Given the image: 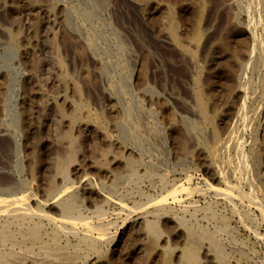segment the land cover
Masks as SVG:
<instances>
[{"label": "rangeland", "instance_id": "rangeland-1", "mask_svg": "<svg viewBox=\"0 0 264 264\" xmlns=\"http://www.w3.org/2000/svg\"><path fill=\"white\" fill-rule=\"evenodd\" d=\"M168 8H173L187 45L194 29H202L203 88L222 137L231 128L238 133L217 163L201 144V131L189 134L182 122L201 126L191 98L196 67L168 44ZM67 10L73 13L75 31L64 24ZM263 20L264 0H0V190L30 194L33 210L59 220L55 199L63 184L57 169L72 153V181L64 188H72L81 216L90 224L98 222L95 208L103 207L110 229V241L99 245V255L79 249L76 264H189L181 251L191 240L177 218L193 226L197 238L200 228L210 231L217 224L207 220L213 212L228 229L217 237L228 259L218 261L208 241L195 239L191 245L197 248V264H264V57L248 72V105L238 118L235 110L244 95L237 88L236 63L221 45L243 43L251 49L252 31L264 36ZM140 68L145 69L144 82L137 80ZM73 85L80 88L78 94ZM97 115H103L102 125L93 119ZM115 121L133 130L128 131L132 141L120 149L113 147L121 143ZM127 156L144 162L136 166L141 183L124 180ZM146 169L153 175H146ZM177 184L192 190L178 193L175 200L167 197ZM210 187H234L232 197ZM163 197L168 213L157 219L161 235L152 245L143 223L155 218L150 201ZM75 227L85 233L82 225ZM61 246L70 255L76 239L69 235Z\"/></svg>", "mask_w": 264, "mask_h": 264}, {"label": "bare ground", "instance_id": "bare-ground-1", "mask_svg": "<svg viewBox=\"0 0 264 264\" xmlns=\"http://www.w3.org/2000/svg\"><path fill=\"white\" fill-rule=\"evenodd\" d=\"M172 9L168 8V11H167V22H168V24H167V30H166L167 35L166 36H167L168 44L173 47L175 52L177 54H179L181 57H183V58L185 57V59L187 58L189 60L188 62L192 63L196 67V73H195V76L193 77L192 86H191V96H192L191 98L193 99V102H194L193 112H195L196 115H198V117L200 118V120H201V126L200 127L201 128L199 127V125L195 121H192L189 119H183L182 122L184 124L185 130L189 134H196L197 131H201V135H202L201 138L199 136L200 142L203 145L206 152L211 157H213V159L217 163L221 160V158H222L221 155L224 154V151L222 149L224 147H225V149L229 148L230 144H232L233 140L236 138V135L238 133H237V130L235 128H231L226 132L225 137H222L223 135H221L220 128H218V125L216 122L217 117L215 115V111L213 109L212 102H211L210 98L207 96V94L205 93V90L203 88L202 73H203L205 67H203V65L201 63V57H202L201 49L202 48H201L200 44H201L202 39H203V35H202V31H201L202 29L200 30V28H198V27H197V29H194L195 31L192 34L191 41H190L191 44L187 45L185 43L184 39L180 36L181 34L179 33V29H178L179 27L175 21L176 19H175L174 12H173L174 10H172ZM70 13L71 12L68 10L64 11L63 17H64L65 26H67L68 29H71V31H72L74 29L72 28L73 25H71L73 23H70L71 22ZM71 14H73V13H71ZM201 14H202V12H201ZM77 16H78V14H77ZM248 22H249V20H248ZM249 24H247V25H249ZM255 28H257V26H255ZM10 37H12V35ZM89 37H91V36H89ZM89 37L87 39H89ZM96 38L98 39L99 37H96ZM250 40H251V42L253 41V43H254L252 45L251 49L246 48L243 45V43H240L237 47H231L228 42H226V41L221 42V45L225 49L230 50L229 57L232 58L236 63V67H237L236 77H237V81H238L237 88H238V91L242 95H244V97H242V101H241L240 105L235 110L238 118L244 117V115L246 113V109H247L246 106L248 105V101H247L249 99L248 93H250L249 92V90H250L249 85L252 81L251 77H249V78L247 77L248 72L251 70L254 71V68L257 66L256 63H258L257 60L259 58L262 59L264 57V56H262V50L264 49V47H263L264 36L259 37L255 34V32L252 31V33L250 35ZM85 42L87 43V41H85ZM87 45H89V44L87 43ZM98 48H99V46H98ZM257 51H258V53H257ZM94 53H95V51H94ZM92 54H93V52H92ZM243 56H244V59L242 58ZM96 60H98V59H96ZM263 64H264V61H263ZM142 68H143V66H142ZM193 68H194V66H193ZM144 70L140 68V70L137 74V80L139 82L143 81L145 78ZM255 71H256V69H255ZM257 81H258V79H257ZM114 85H116V84H114ZM260 86H261V88L264 87V79L261 80ZM73 87H75V86L73 85ZM114 88H116V87H114ZM79 89H78V87H75L74 93L78 94L80 92ZM117 89H119V88L117 87ZM117 89H115V90H117ZM111 90L113 91L114 89H111ZM146 92H147V90H146ZM255 104H256V102H255ZM253 105H254V103H253ZM128 107L130 108L131 106H128ZM249 107L250 106H248V109H249ZM257 107H259V106H257ZM124 108L125 107H123V109ZM127 108H125V109H127ZM78 110L79 109L77 108L74 112V115L72 117L73 122H76L78 120ZM119 110H120V108H119ZM133 111H135V110H133ZM130 114H131V112H130ZM126 116H122L123 120H124V117H126ZM128 117L129 116L126 117L127 120H128ZM93 119L98 124L102 125L103 115H97V116L93 117ZM129 120H131V118ZM121 122L122 121L120 120V123ZM120 123L118 121L114 122V127H116L118 129L117 131L119 132L118 138L121 140V143H122L121 144V143L117 142L115 144V146L113 145V147H115L117 149H120L121 147H123L124 144H129L132 141L130 139L131 135L128 131H131V133H132L133 130H130L131 128L126 130V128L123 126V124H120ZM124 123H126V122H124ZM127 124H129V123L127 122ZM124 125H126V124H124ZM198 133H200V132H198ZM132 135H134V134H132ZM236 141H238V140H236ZM197 144H198V142H197ZM124 146H126V145H124ZM237 146H238V144H237ZM71 150L73 151V148ZM222 151H223V154H222ZM227 151H228V149H227ZM237 151H238V149H237ZM239 151H241V149ZM255 152H256V150H255ZM74 153H76V152H74ZM126 154H128V153H126ZM129 156L124 158L125 159V167L127 166V168H128V174L127 175L124 174V175H126L124 180L127 183H132V184L136 185L142 179L140 177V175L138 173V169L136 167L140 160L139 159H132L131 157L129 158ZM251 158H252V167L256 168L258 163L256 161L255 153L251 154ZM75 159L76 158H74V155L71 153L64 160L60 161L58 164L57 174L59 176L61 183L63 184L62 189H59L57 191L58 197H56V199L54 198L55 204L57 205L59 211L61 212V218L59 220H57L56 218H55L56 219L55 220L54 218L48 216L49 214L47 215L40 208L33 210V208L30 207V204H31L30 203V201H31V195L30 194H27V193L26 194L25 193L15 194L16 192L15 193H2V192H11L10 188L0 190L1 191L0 192V264H76V262H74L73 259L77 258L76 253L79 249H81V250L84 249L85 250L84 252H86L88 254L97 253V252H99V245H101L102 242L110 241V238L106 237V236H108L107 231L109 229L108 228L109 224L106 223L105 221H103L104 220L103 211H102L103 207H102V209L95 208L96 210H95L94 214H95V217H97L98 222L96 224H90L86 219H84L81 216L82 215L80 213L81 209H79L78 206L76 205L77 198L72 193V190H70L72 188H70V187L64 188L66 185H68L72 181V180H70V175H69L68 169H69V165L72 164ZM244 162H245V160H244ZM152 168L153 167L151 166V169ZM151 169H146L145 174L148 176L153 175V171ZM221 173H223V172H221ZM253 173L256 174L255 172H253ZM223 174H221L220 176H221V178H223V181H224V179H226L227 177ZM119 177H120L119 175H115L114 179L117 180ZM120 179H121V177H120ZM254 181H255V176H254ZM1 182H3V181H1ZM160 182L161 183L165 182L164 177H162L160 179ZM224 182H223V184H225ZM140 183H141V181H140ZM210 188H211V190H215V191L221 193L220 195H224L226 197H232V191H233L232 189L234 187L233 188L231 187L230 191L227 188H224L223 191L220 188L219 189L213 188V187H210ZM170 189L171 190H170L169 194L167 195V197L171 196L172 198H174V200H175V197L178 193L189 194L192 190V189L190 190L189 188H187L183 184L182 185L177 184ZM225 189H227L228 191H226ZM234 189H236V186ZM49 193L51 194V192H49ZM78 195H80V194L78 193L77 196ZM244 195H246V194H244ZM144 196H148V195H144ZM144 196H143V198H144ZM150 197H152V196H150ZM166 198L163 197V198H159V199L150 201V202H152V205H154L153 206L154 209L153 208L152 209H153V215L155 216V218L153 220H145L143 223L144 230H145L147 236L149 237L152 245L156 244L157 240L159 239V237L161 235V231H160V228L158 226L157 219L159 218L160 215L168 213V207L166 206V203H165L167 200ZM239 198H241V197L239 196ZM242 199H244V198H242ZM107 201H108V199L106 200V202ZM247 201H249V200H247ZM140 205H141V203H140ZM147 206L150 207L149 204ZM257 206L259 207L258 204H257ZM121 207L123 209H125V206L123 204L121 205ZM145 209H144V211H145ZM152 209H151V211H152ZM139 210H141V209H139ZM207 210H209V209H207ZM170 211H169V213H170ZM214 213L215 212L208 213V214H207V212L204 213V214H207L206 217H207L208 221L217 223L214 226L213 230L209 229L210 231H208V230H202L200 228V230L197 233L198 234L197 238H195L196 231L194 232L193 226L191 227L187 223V221H185L182 218H177V220H178L179 224L187 230L192 243L196 244L195 241H197V240H195V239L208 241L209 247L217 256L216 259L218 261L225 262V260L228 258L225 256V254L223 252L224 249H223V247H221V245L218 241L219 238L217 239V237L219 234L226 233L228 229H227V226L225 225V223L223 221L221 222V220H219L217 218L216 214H214ZM174 215H177V214H174ZM246 218H247V216L244 214L243 219H246ZM77 224H80L85 228V233L80 234L74 229L75 225H77ZM47 225L49 227H47ZM83 227H82V229H83ZM93 232L96 233L95 235H97V236H94ZM69 235H73V237L76 239V246H74L73 253L70 255L64 253L62 251V246H61L63 239L64 238L66 239V237ZM111 238H112V236H111ZM191 242H190V245H188L182 249L181 257L183 258L184 261L188 262L189 264H197V248L195 245H193V244L191 245ZM16 249L20 250V253H15ZM166 251L167 250H165V253H166ZM84 258L87 259V257H83L82 259H84ZM87 260L89 261V259H87ZM80 261H81V259H80Z\"/></svg>", "mask_w": 264, "mask_h": 264}]
</instances>
